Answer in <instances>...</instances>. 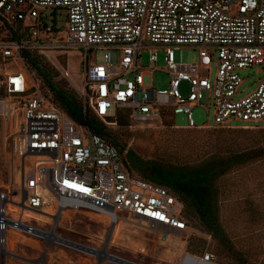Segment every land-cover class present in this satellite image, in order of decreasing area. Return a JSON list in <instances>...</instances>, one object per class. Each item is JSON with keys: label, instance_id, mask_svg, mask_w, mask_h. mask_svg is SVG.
Returning <instances> with one entry per match:
<instances>
[{"label": "built area", "instance_id": "1", "mask_svg": "<svg viewBox=\"0 0 264 264\" xmlns=\"http://www.w3.org/2000/svg\"><path fill=\"white\" fill-rule=\"evenodd\" d=\"M47 8L65 10L64 25L48 20ZM19 27L27 33L22 42L11 39ZM183 45L199 50L198 62L176 61L174 50ZM24 49L53 53L56 59L81 52L85 108L111 128L119 127L122 109L140 125L162 122L172 113L176 128H235L229 124L233 119L247 123L242 127H264V81L237 97L241 71L264 64V0H0V67L13 65L0 68V86L23 112L20 174L17 184L0 192V264H48L44 254L21 257L9 245L20 242L14 235L60 243L56 227L68 212L91 211L112 227L122 219L118 213L126 212L130 223L160 233L162 241L168 234L195 231L184 203L169 187L131 171L127 150L57 105L27 67ZM97 50H105L102 63L94 61ZM112 50L119 53L118 65ZM161 51L170 88L154 90L146 75L157 69ZM144 52L149 65L143 64ZM182 82L189 84L188 96ZM206 97L212 104L202 103ZM199 105L214 108L215 125L196 124ZM180 111L188 117L186 127L175 122ZM70 248L98 254L88 246ZM186 253L202 263L222 264L209 248L203 255Z\"/></svg>", "mask_w": 264, "mask_h": 264}, {"label": "trees", "instance_id": "2", "mask_svg": "<svg viewBox=\"0 0 264 264\" xmlns=\"http://www.w3.org/2000/svg\"><path fill=\"white\" fill-rule=\"evenodd\" d=\"M26 32L12 29L11 39L24 41ZM29 70L53 95L54 101L75 121L93 133L119 142L109 127L83 98L65 83L55 81L49 67L30 49L23 50ZM64 62V61H63ZM5 89L0 86V97ZM172 113L164 114L167 129L157 141V157L144 158L130 148L126 163L144 179L169 187L185 205L191 224L212 235L214 255L224 264H264V127L177 130ZM118 124L128 128L129 111H118ZM156 143V142H155ZM121 151L126 147L120 146ZM244 214L243 232L223 219V214ZM189 244L203 255L207 240Z\"/></svg>", "mask_w": 264, "mask_h": 264}, {"label": "rangeland", "instance_id": "3", "mask_svg": "<svg viewBox=\"0 0 264 264\" xmlns=\"http://www.w3.org/2000/svg\"><path fill=\"white\" fill-rule=\"evenodd\" d=\"M43 13L47 16L48 20H55L62 25L66 21V11L63 9L47 8L43 10ZM31 52L39 57L44 65L49 67L56 82L65 83L70 88H74L82 97L83 55L81 52L74 51L58 59L54 57L53 53H45L39 49H32ZM174 53L176 61L179 63L199 61V50L192 46L183 45L175 49ZM104 54L105 50L94 52V61L102 63L104 61ZM163 55L164 53L161 51L159 61L157 62V69L152 74L146 75V84H152L154 90L170 88L171 78L165 70ZM112 56L113 63L118 65L120 60L118 51L112 50ZM143 64H150L148 52H144ZM12 66L9 64L1 65L2 70ZM217 68L218 64L215 62L211 72L213 79L217 73ZM241 75L244 77V82L238 90V98L248 95L258 87L260 82L264 81V64L245 68L241 71ZM35 77L39 79L36 75ZM39 82L42 89L49 93L50 91L43 86V82L41 80ZM180 89L184 95L188 96L189 84L187 82H182ZM3 100L9 101V113L7 115H0V192L12 188L16 183L17 177H19L22 160L17 153V145L23 137L21 127L23 112L18 104V100L6 91L5 96L0 97V101ZM202 103L205 105L212 104V99L206 97ZM193 117L197 125H215L214 108L212 106L199 105L195 107ZM175 122L180 127H186L188 125L186 113L182 111L177 112L175 114ZM229 124L235 127L247 125V123L237 119H233ZM261 125L264 126V123H261ZM214 128L218 127L176 129L188 131ZM113 129L114 136L119 145L126 147L127 151L132 148L144 158H155L158 154L156 148L157 141L159 142L164 137L162 134L167 129V126L164 120L162 122L157 120L143 125L131 122L130 126L126 129L120 126ZM110 140L115 143L114 140ZM66 214L70 215L63 217L62 220L60 219L56 227L57 235L61 238L97 249L98 254L96 256L93 257L89 254L75 251L61 242H47L44 238L40 237H34V239L22 238L19 235L13 236L14 241H21L11 248V250L18 256L35 258L40 256L46 247H48L49 253L58 259V261L50 259L52 264H121L113 260L112 257L109 258L108 255H113L135 264H179L178 260L181 259L179 256L183 251L195 254L190 252L189 244H197L198 246L200 238L207 240L206 249L209 248L211 252H214L215 249L213 237H209L211 234L201 228H197L193 224L192 226L195 228V231L190 233V236L187 233L168 234V240L162 241L160 233L130 223L127 220L129 215L126 212L118 213L122 219L114 227L109 226L108 222H101L95 216L90 215L94 214L91 211L68 212ZM244 216V214L224 213L223 219L227 223L232 224V228L237 227L243 232L244 226L246 228L247 225ZM43 226L46 229L51 228L50 225ZM262 242L264 244V240ZM140 247L143 248V251L139 249ZM56 254H59L61 257L58 258ZM263 256L264 254L260 255L261 259ZM48 258L50 257L48 256ZM218 261L220 262L219 259Z\"/></svg>", "mask_w": 264, "mask_h": 264}, {"label": "bare ground", "instance_id": "4", "mask_svg": "<svg viewBox=\"0 0 264 264\" xmlns=\"http://www.w3.org/2000/svg\"><path fill=\"white\" fill-rule=\"evenodd\" d=\"M8 113H9V101L8 100L0 101V115H7ZM25 214L28 215L31 213L25 211ZM179 257L181 258L180 260H178L179 264H206L190 258L185 251H183Z\"/></svg>", "mask_w": 264, "mask_h": 264}, {"label": "water", "instance_id": "5", "mask_svg": "<svg viewBox=\"0 0 264 264\" xmlns=\"http://www.w3.org/2000/svg\"><path fill=\"white\" fill-rule=\"evenodd\" d=\"M112 231V230H111ZM59 242L67 245V246H70L72 248H76V249H79V250H87V246L83 245V244H80V243H77V242H74V241H71V240H68V239H65V238H59ZM112 258H114L113 260H115L116 262H119L121 264H135L133 262H130L128 260H124L122 258H119V257H116V256H113L111 255Z\"/></svg>", "mask_w": 264, "mask_h": 264}, {"label": "crops", "instance_id": "6", "mask_svg": "<svg viewBox=\"0 0 264 264\" xmlns=\"http://www.w3.org/2000/svg\"><path fill=\"white\" fill-rule=\"evenodd\" d=\"M99 220V219H98ZM101 221V220H100ZM102 222H104V221H102ZM25 238H28V237H25ZM33 239V238H32ZM21 241V240H20ZM9 248L11 249V245H9ZM44 254V258H45V261L48 263V264H52V261H58V259H56V258H54L53 257V255H51V253H49V250H48V247H46V249H45V251L40 255V256H42ZM49 254V255H48ZM57 255V257L58 258H60L61 256L59 255V254H56ZM48 256L50 257V258H48ZM39 257V256H38ZM35 258H37V257H35ZM52 261H51V260Z\"/></svg>", "mask_w": 264, "mask_h": 264}]
</instances>
